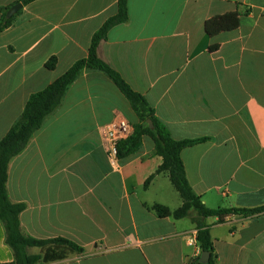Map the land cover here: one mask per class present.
Here are the masks:
<instances>
[{
    "label": "crops",
    "instance_id": "obj_1",
    "mask_svg": "<svg viewBox=\"0 0 264 264\" xmlns=\"http://www.w3.org/2000/svg\"><path fill=\"white\" fill-rule=\"evenodd\" d=\"M118 1L36 0L12 17L0 33V140L33 94L87 57ZM19 2L0 0V18ZM128 7V23L110 30L99 58L145 97L173 139L209 138L182 152L208 208L264 206V0H129ZM233 11L241 13L237 30L207 34V20ZM119 117L138 123L110 78L85 71L11 161L8 194L26 205L22 231L84 248L42 264H193L201 256L187 244L197 238L189 218H159L151 209L182 205L167 173L144 187L162 164L152 138L132 155L110 156L102 130ZM207 224L217 264H264V212ZM13 260L0 221V263Z\"/></svg>",
    "mask_w": 264,
    "mask_h": 264
},
{
    "label": "trees",
    "instance_id": "obj_2",
    "mask_svg": "<svg viewBox=\"0 0 264 264\" xmlns=\"http://www.w3.org/2000/svg\"><path fill=\"white\" fill-rule=\"evenodd\" d=\"M36 0H21L24 6ZM129 0H119L117 13L109 18L94 34L86 58L75 62L62 76L44 90L33 94L26 103L20 118L14 123L6 136L0 140V221L5 230V242L13 251L14 260L0 264H42L54 263L66 259L70 254L83 253L84 248L77 243L62 237L39 239L25 234L21 228L20 216L26 209L24 203H13L8 194L9 165L11 161L23 153L29 146L34 134L43 126L44 122L61 106L70 87L85 71H99L110 78L131 106L138 118L133 124L132 133L117 146V158H125L136 153L142 146L144 136L152 138L155 144V154L162 158V164L157 171L146 181L147 188L156 175L167 173L171 184L179 193L182 205L171 210L162 204H154L152 210L159 218H173L180 220L189 218L197 229V243L201 252L210 254L209 261L204 264H217L214 242L210 233L207 219L217 217L223 222L229 216H250L264 212V206L254 209L238 208H208L201 197L194 193L187 175L182 152L191 146L203 143L209 138L196 140H175L168 128L159 121L154 110L145 97L136 92L110 65L98 56L100 43L107 39V35L114 27L128 23ZM9 8H4L0 18V33L7 29L12 18L6 17ZM241 13L233 11L217 15L207 20L205 29L209 36L224 32L235 31L240 25ZM218 45L211 46V50L218 49ZM57 63L53 57L47 63L48 69H54ZM151 120L153 128L148 123ZM31 248H38V254H31ZM196 258L193 264L199 263Z\"/></svg>",
    "mask_w": 264,
    "mask_h": 264
},
{
    "label": "built area",
    "instance_id": "obj_3",
    "mask_svg": "<svg viewBox=\"0 0 264 264\" xmlns=\"http://www.w3.org/2000/svg\"><path fill=\"white\" fill-rule=\"evenodd\" d=\"M132 130V124L123 117L114 119L103 128V139L112 158L117 159L118 143L127 139L132 133ZM187 244L190 246H196L198 255L200 256V254H202L195 236H187Z\"/></svg>",
    "mask_w": 264,
    "mask_h": 264
},
{
    "label": "water",
    "instance_id": "obj_4",
    "mask_svg": "<svg viewBox=\"0 0 264 264\" xmlns=\"http://www.w3.org/2000/svg\"><path fill=\"white\" fill-rule=\"evenodd\" d=\"M23 4L22 3H17L15 5H13L6 14V17L8 19H11L20 9H22ZM149 126L152 129L153 128V123L151 120H148ZM210 258V254L207 252H203L199 258V263L204 264L207 263L209 261Z\"/></svg>",
    "mask_w": 264,
    "mask_h": 264
}]
</instances>
